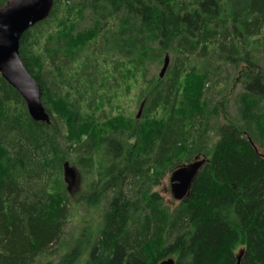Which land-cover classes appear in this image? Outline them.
I'll return each instance as SVG.
<instances>
[{
  "label": "trees",
  "instance_id": "obj_1",
  "mask_svg": "<svg viewBox=\"0 0 264 264\" xmlns=\"http://www.w3.org/2000/svg\"><path fill=\"white\" fill-rule=\"evenodd\" d=\"M20 55L50 122L0 74V264H264V0H54ZM223 69L236 113L212 91ZM140 75L138 117L119 101ZM72 156L92 175L78 195ZM197 157L184 199L153 189ZM81 205L100 218L68 233Z\"/></svg>",
  "mask_w": 264,
  "mask_h": 264
},
{
  "label": "water",
  "instance_id": "obj_2",
  "mask_svg": "<svg viewBox=\"0 0 264 264\" xmlns=\"http://www.w3.org/2000/svg\"><path fill=\"white\" fill-rule=\"evenodd\" d=\"M53 5L54 0H8L0 8V74L21 94L30 117L43 122H50V115L42 101L41 85L30 74L21 58L20 40L24 32L50 15ZM169 62V55H166L160 76H164ZM142 107L143 104L138 117ZM205 161V158L197 157L172 172L170 185L176 200L180 201L189 194L190 187ZM63 168L65 181L74 183L78 177L77 169L69 161L64 163ZM159 264L175 263L172 258H168Z\"/></svg>",
  "mask_w": 264,
  "mask_h": 264
},
{
  "label": "rangeland",
  "instance_id": "obj_3",
  "mask_svg": "<svg viewBox=\"0 0 264 264\" xmlns=\"http://www.w3.org/2000/svg\"><path fill=\"white\" fill-rule=\"evenodd\" d=\"M79 25L77 27L78 30H84L90 27L92 24L91 20V14L89 12L86 13L85 18L81 20V22H78ZM93 47L86 50L84 53H82L80 56L85 58L87 55L91 56ZM165 59V55L162 57V60ZM170 59V56H169ZM171 61V59H170ZM81 64V62L79 63ZM76 69L78 68V62L75 64ZM149 72L147 73V79H149L152 76H157L161 72V69L163 67V63H157L150 65ZM77 72V71H76ZM232 73L231 70L227 71L226 69H223L219 71L217 78L219 79V82H216L214 88L212 89L213 93L216 95L218 93H225V95H230V101H231V107L232 110L236 113L237 108L234 104V101L236 100L238 94L241 92L242 88L238 84H234L235 80L231 79L232 76L230 74ZM234 78V76H233ZM145 84L141 80V75L138 76L137 79L130 77L129 80L125 83L123 81L122 90L124 93L120 95L121 100L119 101L120 106L122 109L127 108L128 114H137L139 113L140 107H141V100L143 95V89L145 88ZM118 107L115 109V111L111 110L112 113H117ZM28 111V109H27ZM29 113V112H28ZM143 113V109L141 110V115ZM141 117V116H140ZM73 157V156H72ZM71 157V158H72ZM100 156L95 157V160L97 161ZM75 157L72 159H69V162L71 165H73L77 171H78V177L74 180V183H67L70 185V192L74 193L75 195H78L79 192L84 190L87 186V183L90 181V178H92V175L90 173L86 174L84 173L83 169L75 162ZM170 176L171 173L167 174L161 184L158 186H154V190H158L163 198L169 203H172L176 200L171 192V185H170ZM65 179V178H64ZM85 205H81L78 209V212L75 213V216L71 219V221L67 224L66 230L68 233H75L80 232L83 227H89L91 224L96 225L98 222V219L100 218L98 209H87L83 208ZM241 248L237 250V253H242ZM52 256L47 260L48 264H55L57 261L54 259L52 260ZM40 264V263H37ZM79 264H85V257L82 258L81 262Z\"/></svg>",
  "mask_w": 264,
  "mask_h": 264
},
{
  "label": "bare ground",
  "instance_id": "obj_4",
  "mask_svg": "<svg viewBox=\"0 0 264 264\" xmlns=\"http://www.w3.org/2000/svg\"><path fill=\"white\" fill-rule=\"evenodd\" d=\"M53 260V259H52Z\"/></svg>",
  "mask_w": 264,
  "mask_h": 264
}]
</instances>
